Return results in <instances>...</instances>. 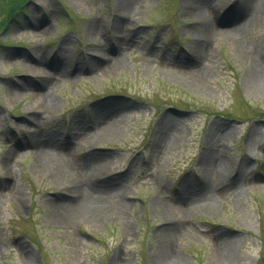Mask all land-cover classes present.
<instances>
[{
    "label": "rangeland",
    "instance_id": "374dc122",
    "mask_svg": "<svg viewBox=\"0 0 264 264\" xmlns=\"http://www.w3.org/2000/svg\"><path fill=\"white\" fill-rule=\"evenodd\" d=\"M9 1L0 264H264V0L253 16L226 0L206 18L191 10L199 0ZM100 47L112 69L74 72ZM60 49L70 75L30 87L29 65L55 72ZM35 94L56 106L40 110ZM114 102L126 104L115 131L82 129ZM34 139L65 144V163L45 161ZM71 178L86 195L64 189ZM85 196L95 214L66 217Z\"/></svg>",
    "mask_w": 264,
    "mask_h": 264
},
{
    "label": "bare ground",
    "instance_id": "6f19581e",
    "mask_svg": "<svg viewBox=\"0 0 264 264\" xmlns=\"http://www.w3.org/2000/svg\"><path fill=\"white\" fill-rule=\"evenodd\" d=\"M126 1L130 2V0H126ZM225 1L226 0H199L198 2L195 3V5H193L195 8H191V10H193V12H195V14L200 15L199 17H201V18L210 17L213 14H216L217 9L219 7V3H224ZM242 1H243V3H242ZM237 2H239V3H237ZM256 2H257V0H236L232 11H239L241 9L242 10L243 9L244 10L245 9H248V10L251 9L249 12V14H250L249 16H251L254 13V10H255L254 6L256 5ZM128 11H129V8L125 12H128ZM232 32L234 33V30L230 31V32H226L225 34L229 35ZM112 33L115 34L116 31H113ZM210 34L211 33H209L208 35H210ZM88 35L90 37H92V36H94V32L90 29L88 31ZM92 39L96 42H100L95 37H92ZM240 49L242 50L243 48L240 47ZM103 50L104 49L101 48L99 53H102L101 55H104V57L101 55L93 56V54H94L93 52L92 53L86 52V54H84L82 57V59H83L82 63H79L75 67L74 72L81 73L82 71H93V70L99 72V71H107V70L112 69L111 66L114 65L113 60H111L110 62L108 60V62H107V59L105 58L106 54L104 53ZM200 51L198 50V53H200ZM91 54H92V56H91ZM56 56L57 57L59 56V59L56 58ZM56 56L54 57V61H55L54 67H56L54 69H56V71L50 73L49 75L44 74L43 72H40L41 70H38L37 67H35L33 65H29V70L31 71L32 74H34V75L36 74L35 78L37 79L34 85L29 84L30 87L35 86L34 88H36V89H38V88L42 89V88L51 86V84L54 85L53 82L51 83L53 78H55L57 76H69L70 75L71 71H69L67 68L68 63H69V59L64 58L63 50L60 49L58 51V55H56ZM35 59H36L35 62L39 68V65H41L44 62V59L41 57H37ZM45 64H47V61L45 62ZM251 84L255 88H258L260 86V83H259L257 78L252 79ZM21 87H22V90H24L28 87V85H21ZM35 95L40 100V104H41V106L39 107L40 110L45 109V110L49 111L53 107L56 106V102H55L56 100L53 99L52 97H47L46 94H42V96L40 94H35ZM112 104L116 107L117 111L115 109L114 110L109 109V107H108L107 109H105L106 112L104 113V115L99 116L98 118H95V120L97 119L98 121L87 120L82 125V129L83 130L84 129L85 130L91 129V131H94L95 133H100L103 136L115 131L119 126L118 114H119V112H121L124 109V107H126V104L121 105V104L116 103V102H114ZM112 104H110V105H112ZM95 113L98 115L101 112H100V110H96ZM26 121L32 122V123H37L36 118L34 116H32V114L26 118ZM31 142L36 144V148H37L38 152L40 153V156L43 159L45 158L44 159L45 161H48V160L53 161L52 159L55 158V159H60L59 161L65 163V161L67 160L66 159L67 151H66L65 144H62V146H60L58 144L56 145V143H52L51 141H41V139L40 140L34 139ZM42 163H43V160H42ZM38 164L40 165L41 163L38 162ZM92 165H94V163ZM65 170H66V168H65ZM63 173H64V170H63ZM69 173H70V171H69ZM71 180H72L71 183L69 182V184H71V185L66 186L64 189L65 190L66 189H68V190L72 189L71 191H68V192H72L74 194V196H77L78 192L83 193V196H84V194L86 195V190H84V188L82 187V182L81 181L78 182L77 178H73V179L71 178ZM77 206H78L77 208H73V207L70 208V210H68L66 213L67 214L66 217H73V216L77 217V215L78 216L82 215V216L90 218L96 212V209L92 208L88 204V198L86 196L83 197L82 199H80V202L78 203ZM184 209H186V208L183 207L182 209H180L178 211L181 213ZM176 215L178 217V213ZM165 256L166 255L161 256L163 258L162 264H166V263L167 264H181L179 261H177V262L174 261L172 263L168 260L166 261Z\"/></svg>",
    "mask_w": 264,
    "mask_h": 264
},
{
    "label": "trees",
    "instance_id": "16d2710c",
    "mask_svg": "<svg viewBox=\"0 0 264 264\" xmlns=\"http://www.w3.org/2000/svg\"><path fill=\"white\" fill-rule=\"evenodd\" d=\"M9 3L11 4V6H10L11 8H17L20 5V3H22V0H12L11 2L9 1ZM19 9H21V7H19L18 10ZM16 15H17V13L14 12V13H11L10 16H11V18H15Z\"/></svg>",
    "mask_w": 264,
    "mask_h": 264
}]
</instances>
